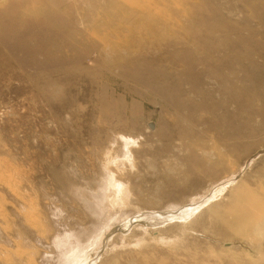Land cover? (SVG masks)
Returning a JSON list of instances; mask_svg holds the SVG:
<instances>
[{"label": "rangeland", "instance_id": "374dc122", "mask_svg": "<svg viewBox=\"0 0 264 264\" xmlns=\"http://www.w3.org/2000/svg\"><path fill=\"white\" fill-rule=\"evenodd\" d=\"M0 264H264V0H0Z\"/></svg>", "mask_w": 264, "mask_h": 264}, {"label": "bare ground", "instance_id": "6f19581e", "mask_svg": "<svg viewBox=\"0 0 264 264\" xmlns=\"http://www.w3.org/2000/svg\"><path fill=\"white\" fill-rule=\"evenodd\" d=\"M125 142H127V141H125ZM128 145V144H127ZM125 150H127L126 148H125ZM125 152H127V151H125ZM125 154H127V153H125Z\"/></svg>", "mask_w": 264, "mask_h": 264}]
</instances>
